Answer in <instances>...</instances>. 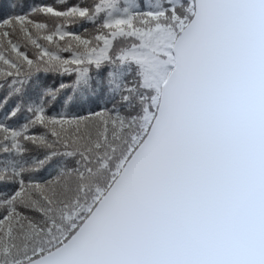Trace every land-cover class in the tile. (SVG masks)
Wrapping results in <instances>:
<instances>
[{"label": "snow or ice", "instance_id": "6c2138e0", "mask_svg": "<svg viewBox=\"0 0 264 264\" xmlns=\"http://www.w3.org/2000/svg\"><path fill=\"white\" fill-rule=\"evenodd\" d=\"M0 264H264V0H0Z\"/></svg>", "mask_w": 264, "mask_h": 264}]
</instances>
